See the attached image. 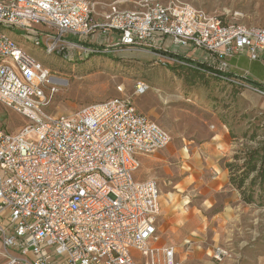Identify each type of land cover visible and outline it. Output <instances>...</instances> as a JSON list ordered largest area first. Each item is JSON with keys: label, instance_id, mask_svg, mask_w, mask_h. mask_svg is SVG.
<instances>
[{"label": "built area", "instance_id": "2783aa9c", "mask_svg": "<svg viewBox=\"0 0 264 264\" xmlns=\"http://www.w3.org/2000/svg\"><path fill=\"white\" fill-rule=\"evenodd\" d=\"M94 15L89 0H0V105L24 122L16 133L0 130V242L20 255L6 264H28V255L30 264H138L133 252L145 259L142 264H156L159 187L133 174L141 155L170 143L169 134L126 96L70 116L47 115L63 80L22 48L11 30L31 37L35 48L42 38L47 56L67 61L107 53L85 47L96 35H116L105 48L163 53L169 41L179 49L168 57L176 64L208 70L264 98V75L254 82L249 72L229 65L245 56L264 66V26L233 25L182 0H115L99 20ZM147 89L139 82L135 94ZM162 253L165 264H177L172 247Z\"/></svg>", "mask_w": 264, "mask_h": 264}, {"label": "rangeland", "instance_id": "374dc122", "mask_svg": "<svg viewBox=\"0 0 264 264\" xmlns=\"http://www.w3.org/2000/svg\"><path fill=\"white\" fill-rule=\"evenodd\" d=\"M89 1L95 4L94 16L99 20L107 5L115 0ZM182 1L233 25L264 26V0ZM10 34L53 76L63 80L45 109L47 115L70 116L84 106L126 96L140 113L169 134L170 143L165 149L169 157L158 171L161 178H150L158 183L159 197L162 192H175L178 198L188 196L189 202L195 206L194 200L200 195L194 192L195 189L207 193L214 178L216 182L223 180L225 164L233 161L236 151L254 146L255 142L249 140L250 134L256 127L264 125V98L250 90L235 89L230 84H217L207 77L187 79L182 70L177 69L182 65L168 58L169 54L174 55L172 51L179 50L176 46L165 54L167 57L161 58L153 55L154 52L160 54L159 51L138 48L121 52L119 48H105V45L91 42L85 43V47L106 50L107 53L82 54L76 61H67L61 55L47 56L42 38L41 46L35 48L31 37L25 38L17 30H11ZM239 65L251 71L253 78L259 79L250 77L252 81L262 79L264 66L260 62H251L244 56ZM139 82L148 87L142 95L135 94ZM119 87L122 93L118 92ZM23 124L18 115L0 105V130L16 133ZM214 125L226 129L227 137L220 140L221 144L225 143L222 145L223 156L217 158L214 161L217 164L212 167L207 154L199 147ZM140 170L141 167L137 175ZM185 177H190L191 181L189 190L193 192L189 194L181 191L178 185ZM221 187L222 194L217 195V200L227 202L232 188L229 184ZM189 206V210L194 208ZM237 207L226 217L222 216L225 220L222 228L207 224L187 235L181 231L172 235L171 231L161 227L153 244V248L160 250L156 254V264L159 260L165 264L162 250L168 247L175 250L177 264H264V207L245 204ZM216 210L215 213H206L205 209L202 215L211 220V216L221 212L216 213ZM217 250L223 252L218 258L215 257ZM133 255L138 264L144 262L138 253L133 252Z\"/></svg>", "mask_w": 264, "mask_h": 264}, {"label": "crops", "instance_id": "0c3cea01", "mask_svg": "<svg viewBox=\"0 0 264 264\" xmlns=\"http://www.w3.org/2000/svg\"><path fill=\"white\" fill-rule=\"evenodd\" d=\"M40 29V28H39ZM93 43V44H101L105 45V47L108 44L113 45L114 43L117 42V37L114 34H110V36H102V35H96L94 39H89L87 43ZM166 44L169 48L170 42L166 41ZM119 50L121 52H124L128 49L126 48H121L119 47ZM170 50V49H169ZM148 52H153L149 51ZM173 52V51H172ZM174 53V52H173ZM190 53L189 56L193 57ZM197 54V53H195ZM154 56L160 57L159 54L156 52L153 53ZM244 56H238L229 61V65L235 70H244L249 72L250 77L253 80H259L256 79V77L253 78L252 72L246 69H243L240 65L239 62L241 58ZM190 61V60H188ZM263 77V76H262ZM213 130V131H212ZM224 137H227V131L226 129H219V127L212 126L211 131L207 135V139L200 145V149L204 151L207 154V157L209 158L211 162V166L213 167L215 164L214 161H217V158L220 156H223V146L225 143H220V140ZM168 147V146H167ZM166 147V148H167ZM165 148V149H166ZM163 149L160 151H157L155 153L151 154H145L140 156V174L137 175V171L134 172L133 178L136 181H147V180H154L150 178H155L159 180L161 177L158 174V171L160 168H163L169 155L168 152ZM139 167V169H140ZM225 167V166H224ZM225 173V174H224ZM223 175V180L216 182L214 178L210 191L207 193H203L199 191L198 189H195L194 192H198V197L195 198L194 204L189 202L188 196H180L178 198V195L175 192L172 193H163L159 197V217H158V232L160 228H166L167 230L172 232V235H176L177 232H182V234H189L193 230H199L203 229L207 224H212L213 227L215 228H222L225 222L223 220L222 216L226 217L228 214H230L229 211H231L234 207L238 208L239 205H243L240 200V196L235 191L232 187L229 191L230 197L227 202H224L222 200H217V195L222 194L220 193V187L223 188L227 186L228 183V172L227 169L225 168L224 171H222ZM158 184V183H157ZM181 187V191L186 192V193H191L193 191L189 190L191 181L190 177H185L179 184ZM177 185V186H178ZM159 187V186H158ZM198 186L197 188H199ZM179 199V200H178ZM187 200V201H186ZM231 201V203L229 202ZM237 203V205H236ZM193 205L194 208L189 210L191 206ZM206 209V213H218V210H221L219 214L216 216H211V220H208L205 218L202 214ZM189 210V211H188ZM7 257H17L20 259V255L17 251L12 250V249H6L1 245L0 242V264H6L7 262ZM26 260L28 261V264H30V255L26 257ZM18 264H23V263H18Z\"/></svg>", "mask_w": 264, "mask_h": 264}, {"label": "trees", "instance_id": "16d2710c", "mask_svg": "<svg viewBox=\"0 0 264 264\" xmlns=\"http://www.w3.org/2000/svg\"><path fill=\"white\" fill-rule=\"evenodd\" d=\"M160 54L165 56L166 53L160 52ZM168 56L175 58L174 55V57L170 54ZM177 69H181L184 76L191 81L207 77L217 84L228 85L208 74V70L191 69L186 66H180ZM231 87L238 88L233 85ZM249 138L255 142V145L236 151L232 157L233 161L226 163L225 168L228 171V183L237 191L241 202L261 208L264 207V125L256 127Z\"/></svg>", "mask_w": 264, "mask_h": 264}, {"label": "bare ground", "instance_id": "6f19581e", "mask_svg": "<svg viewBox=\"0 0 264 264\" xmlns=\"http://www.w3.org/2000/svg\"><path fill=\"white\" fill-rule=\"evenodd\" d=\"M157 250H159V249H157ZM159 251H160V250H159ZM159 264H161L160 260H159Z\"/></svg>", "mask_w": 264, "mask_h": 264}]
</instances>
